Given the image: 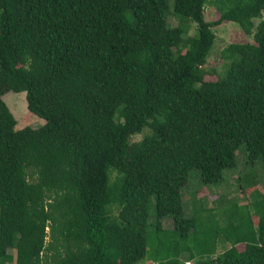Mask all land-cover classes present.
Here are the masks:
<instances>
[{
	"label": "trees",
	"instance_id": "16d2710c",
	"mask_svg": "<svg viewBox=\"0 0 264 264\" xmlns=\"http://www.w3.org/2000/svg\"><path fill=\"white\" fill-rule=\"evenodd\" d=\"M170 1L0 0V264H264V193L227 223L182 200L190 170L264 159V0ZM224 21L253 40L207 80ZM9 87L43 125L16 128Z\"/></svg>",
	"mask_w": 264,
	"mask_h": 264
},
{
	"label": "rangeland",
	"instance_id": "374dc122",
	"mask_svg": "<svg viewBox=\"0 0 264 264\" xmlns=\"http://www.w3.org/2000/svg\"><path fill=\"white\" fill-rule=\"evenodd\" d=\"M208 1L205 10L207 19H219L220 14L212 4V0ZM170 5L171 10H173V0L170 1ZM262 19H264V15L262 18H255L256 24ZM169 22L171 25H177L179 20L173 13H170ZM195 28L196 24L192 23L190 34L195 33ZM214 30L216 33V40L206 63V70L208 72L206 75L207 80H216L225 73L229 61L222 57V50L227 45L234 42L253 40V38L248 36L240 25L235 22L224 21L216 25ZM3 98L16 117L17 129H21L25 126L39 127L46 122L45 118L30 111L25 91H18L13 87H9L3 93ZM143 136L144 133L134 135L131 142L132 146L138 140L142 139ZM236 158V166L225 169L223 179L219 183L206 185L202 182L201 174L198 169L190 170L188 182L182 188V200L186 215H192L196 210L195 208H197L204 211L203 215L212 217L213 214L210 212L211 210H204V207L207 206L211 208L213 212L217 213L221 223H227L228 218L227 215L225 216V210L223 212L221 209L227 207L229 209L231 200L239 205H245L253 200L252 192L254 190H259L264 193V159L262 157L252 159L248 154L245 144H242L237 150ZM253 183H255V185L252 186L251 184ZM195 205L197 206L194 208ZM231 205L233 206V204ZM236 213L238 214L239 212L236 210ZM150 214V222H152L155 219V207L153 203L150 205ZM204 221L206 222V220ZM163 223L166 228L173 227V219L170 216H166L163 219ZM238 247L239 249H244L243 244H239ZM12 251L15 253L14 250ZM10 264H15V261ZM147 264L156 263L152 260H148Z\"/></svg>",
	"mask_w": 264,
	"mask_h": 264
},
{
	"label": "built area",
	"instance_id": "2783aa9c",
	"mask_svg": "<svg viewBox=\"0 0 264 264\" xmlns=\"http://www.w3.org/2000/svg\"><path fill=\"white\" fill-rule=\"evenodd\" d=\"M190 262H191L192 264H194L193 261H191V260H186L185 263H186V264H191Z\"/></svg>",
	"mask_w": 264,
	"mask_h": 264
}]
</instances>
